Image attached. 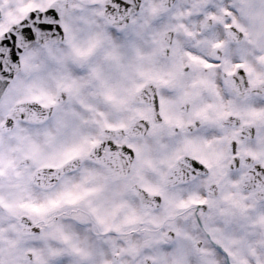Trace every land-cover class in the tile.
Wrapping results in <instances>:
<instances>
[{
    "label": "snow or ice",
    "instance_id": "6c2138e0",
    "mask_svg": "<svg viewBox=\"0 0 264 264\" xmlns=\"http://www.w3.org/2000/svg\"><path fill=\"white\" fill-rule=\"evenodd\" d=\"M0 264H264V0H0Z\"/></svg>",
    "mask_w": 264,
    "mask_h": 264
}]
</instances>
